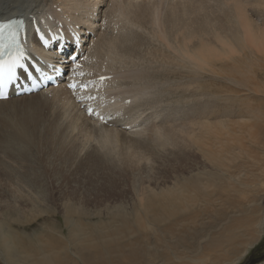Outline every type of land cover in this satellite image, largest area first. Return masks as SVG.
Returning a JSON list of instances; mask_svg holds the SVG:
<instances>
[{"label": "bare ground", "instance_id": "6f19581e", "mask_svg": "<svg viewBox=\"0 0 264 264\" xmlns=\"http://www.w3.org/2000/svg\"><path fill=\"white\" fill-rule=\"evenodd\" d=\"M260 1L0 0L3 21L55 12L53 4L90 18L98 35L88 50L140 121L102 134L61 88L0 101L13 115L0 120V150L10 154L0 165L23 181L0 197V264H215L240 256L242 235L256 240L257 200L245 197L248 184L264 192ZM30 37L22 29L18 39L33 50ZM180 97L187 107L164 113L165 99ZM41 146L54 157L40 151L37 162ZM70 173L77 179L62 176ZM58 214L61 229L45 226L35 240L18 231ZM210 219L214 229L191 235L195 221Z\"/></svg>", "mask_w": 264, "mask_h": 264}, {"label": "rangeland", "instance_id": "374dc122", "mask_svg": "<svg viewBox=\"0 0 264 264\" xmlns=\"http://www.w3.org/2000/svg\"><path fill=\"white\" fill-rule=\"evenodd\" d=\"M263 6L264 5L262 4L261 1L258 2V7L259 8H262ZM246 11H247L246 13H248V14H254V12H252L249 8H247ZM253 17H255V14H254ZM146 50H147V48L145 49V51ZM164 53H166V51H164ZM186 84L187 83H183V85H186ZM180 98H179V100H182L183 102L185 101L186 104H185V102L183 103L182 101H180V102L179 101H176V102L172 101L174 104L172 102L170 104L169 103L170 100L168 98H166L165 102H164L165 104L163 105V107L166 106L167 109L164 110V113H166L167 111L172 110L173 106L175 107L176 104H178V107H177L178 109L176 108V111L179 110L181 105H182L181 107H184L183 105L185 104L186 107H187L186 98H185V100L183 99L184 97H180ZM18 104L21 105L22 101H19ZM234 107H235V111H237L238 110L237 106L235 105ZM0 108H1L0 109V117H1L0 120H2V118L3 119L6 118L7 116L11 117L12 114H11L10 110L7 107L0 106ZM9 113H10V115H9ZM237 118H239V117H237ZM230 119L233 122L236 118H235V116H231ZM40 151H47V153L44 152L43 154L47 155V158H49V159L54 157V156H52V151H48V150L44 149L43 146H41V147L37 148L36 150L32 151V153H33L32 157L37 162L43 160V154L39 155ZM251 151H255V150L251 149ZM7 155H10L9 152L4 151V150H0V162H3L5 160H7L6 159ZM33 165H34V167H37L36 164L33 163ZM261 165H262V167H264L263 164H261ZM247 170L252 173L251 169H247ZM21 172L24 173V174H27V176L30 173L29 171H27L26 169L24 170L23 168H22ZM75 173H77V172H75ZM75 173L64 174L62 176H64L66 179L71 178L72 180H76L77 177L75 176ZM19 182H23V181L16 180L14 176L8 175V173H6L3 170V167L0 165V197L2 199H5V198L6 199H11L12 195L16 194L18 192V190H19V188H18V186H19L18 183ZM87 182H90V180H87ZM254 188H256V189H254ZM246 191H247L246 192V194H247L246 197L247 198L245 197V199L247 200L248 198H250L252 196H255V200H257V201H255V203H252V205L254 207L256 205H258V207L257 206L256 207L259 208V212L258 213L260 215L259 216L260 224L256 228L257 232L254 233V235H256L257 238H256V240H254V242L251 245H246L245 243L247 241H249L250 237L246 236V235H242L239 240H241L243 238V236H244V238L241 241H243L245 243H242L239 246V248H238V253H239L240 256L236 257L234 253L233 254L231 253L229 255L228 259L219 261V262H217L215 264H242L245 261L247 262L248 261L247 259H251L252 257H255L254 260H252L253 262L249 261L248 264H264V192H262V189L260 187L249 186V184L246 187ZM260 191H261L262 195H261V193L259 194ZM256 192H258V193H256ZM34 213H36V212H34ZM28 219H31V218H28ZM60 221H61L60 214H58L57 216H54V217H50L49 220H46V218L31 219L30 222H28L24 227H21L20 229H18V231H19L20 234H25L27 237L32 238L33 240H35L34 239V235L36 233L43 232V229L45 228V226L53 227L56 230L61 229ZM197 222L195 221L191 225V226L195 225L194 231L196 230V232H193L191 234L192 236H197V235H200V234L202 235L204 233V231L206 232V231H208L210 229H214L215 228V219L200 220V221L198 220ZM204 222H206V224ZM194 234H196V235H194ZM179 247H180V245H179V243H177L176 247H172V251L177 250ZM216 254H219V252H217ZM172 257H173V255H170V258H172Z\"/></svg>", "mask_w": 264, "mask_h": 264}, {"label": "snow or ice", "instance_id": "6c2138e0", "mask_svg": "<svg viewBox=\"0 0 264 264\" xmlns=\"http://www.w3.org/2000/svg\"><path fill=\"white\" fill-rule=\"evenodd\" d=\"M21 30L22 23L18 20L0 22V99L7 98L9 86L16 85L21 77L25 80L33 79L29 71L31 65H26V57L18 39ZM70 59L74 61L76 57L70 56ZM75 67L79 68V65ZM68 87L75 91L78 86L69 83Z\"/></svg>", "mask_w": 264, "mask_h": 264}]
</instances>
